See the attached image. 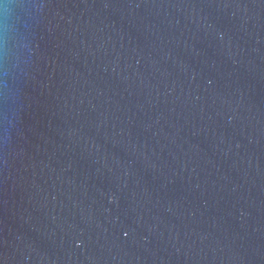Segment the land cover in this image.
I'll return each instance as SVG.
<instances>
[{"label":"water","instance_id":"water-1","mask_svg":"<svg viewBox=\"0 0 264 264\" xmlns=\"http://www.w3.org/2000/svg\"><path fill=\"white\" fill-rule=\"evenodd\" d=\"M0 264H264V0H3Z\"/></svg>","mask_w":264,"mask_h":264},{"label":"clouds","instance_id":"clouds-1","mask_svg":"<svg viewBox=\"0 0 264 264\" xmlns=\"http://www.w3.org/2000/svg\"><path fill=\"white\" fill-rule=\"evenodd\" d=\"M3 5V0H0V6H2Z\"/></svg>","mask_w":264,"mask_h":264}]
</instances>
